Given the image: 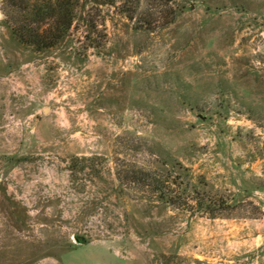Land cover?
<instances>
[{
    "label": "rangeland",
    "instance_id": "1",
    "mask_svg": "<svg viewBox=\"0 0 264 264\" xmlns=\"http://www.w3.org/2000/svg\"><path fill=\"white\" fill-rule=\"evenodd\" d=\"M38 7L0 0V264H264V0H78L49 50Z\"/></svg>",
    "mask_w": 264,
    "mask_h": 264
},
{
    "label": "trees",
    "instance_id": "2",
    "mask_svg": "<svg viewBox=\"0 0 264 264\" xmlns=\"http://www.w3.org/2000/svg\"><path fill=\"white\" fill-rule=\"evenodd\" d=\"M148 0H146L147 2ZM159 3L167 5L168 3L172 4L173 0H156ZM78 7V0H48V7L41 9L38 7L36 9V14L39 15V12L46 11V18L48 19V34L45 35L44 32L36 30L29 37V45L35 47L36 49L46 50L53 49L59 45V43L67 36L74 18V11ZM166 10L165 18L162 22L159 21L158 28H164L170 25L174 20V12L171 10ZM43 19V17L41 18ZM144 25V26H142ZM136 26L145 27L146 30H154L157 28L156 22H149L146 24L143 20L140 22L137 21ZM25 37H22L21 43L24 44ZM117 175H119L117 173ZM129 176L132 177L131 181L135 182L137 179L141 182H147L146 184L152 185L153 189L158 192H163L160 188L162 182L154 173L147 172L144 170L137 169L131 170ZM147 180V181H146ZM160 199H163L160 196ZM79 239V238H78ZM80 240V239H79Z\"/></svg>",
    "mask_w": 264,
    "mask_h": 264
}]
</instances>
